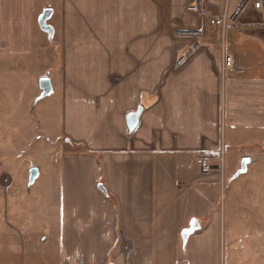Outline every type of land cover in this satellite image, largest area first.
Wrapping results in <instances>:
<instances>
[{"label":"crops","instance_id":"0c3cea01","mask_svg":"<svg viewBox=\"0 0 264 264\" xmlns=\"http://www.w3.org/2000/svg\"><path fill=\"white\" fill-rule=\"evenodd\" d=\"M42 1L0 0V81L8 88L12 76L26 72L37 39L60 45L56 70L72 91L65 95L63 136L90 153L89 178L68 190L67 215L61 183L55 220L39 205L32 218V205L22 207L21 199L12 217L0 209V264H187L182 234L194 221L195 235L222 232L218 207L226 184L234 238H263L264 214L236 208L254 203L258 185L264 191V7L236 0L232 16L224 10V29L202 15L222 14V0H61L50 9ZM144 11L152 15L146 27ZM227 56L233 67L224 71ZM37 76L41 88L47 75ZM225 132L238 153L228 175L220 165ZM97 149L105 153L103 185ZM33 170L31 183L40 174ZM242 220L255 229L241 228ZM262 244H246L262 252L259 264Z\"/></svg>","mask_w":264,"mask_h":264},{"label":"rangeland","instance_id":"374dc122","mask_svg":"<svg viewBox=\"0 0 264 264\" xmlns=\"http://www.w3.org/2000/svg\"><path fill=\"white\" fill-rule=\"evenodd\" d=\"M44 1L45 3L42 1V5L47 4L49 9L51 8L49 5L56 8L61 3V0ZM222 6L223 10L220 15H223L224 10L229 8V16H232L238 8L236 0H222ZM144 13L146 27L149 12L144 11ZM161 15L163 14L160 13L159 17L163 20ZM57 16L56 14L54 20L58 18ZM151 16L148 15L149 18ZM206 20L209 21L208 18ZM49 24H52V20ZM145 32H147L146 28ZM36 36H38L37 33ZM36 42L38 45L35 49L36 56L31 60L26 72L21 76L16 73V76L10 78L14 85H7V88L3 84L4 78L0 81V209L2 213L4 211V218L6 211L7 215L10 214L12 217L15 209L13 203L19 202L18 199H21L22 207L27 204L32 205V218L39 217L36 216V213H39L36 212L39 211V208L33 211V208L39 205L40 212L44 211L51 221V218L55 220L61 212V208L57 204L59 197L57 191L62 184L67 188L63 214L71 213L72 204L67 200L66 195L73 186L87 182L89 175L85 167L84 156L90 153H87L84 148L74 149L69 146L63 136L67 133L64 114L65 95H71L72 91H66L67 83L56 70L60 65V45L50 40L43 42L37 39ZM39 55H43L45 58L39 61ZM23 65L18 66L17 69L23 70L25 68ZM40 74H45L47 75L45 79L51 78L52 80V90L48 94H45L43 90L41 91L40 85L37 83V75ZM224 135L220 165L225 168L228 175L238 153L236 154L231 148L230 142L226 138V132ZM99 151L100 153H96V165L101 167V184L99 185H103L105 180L103 176L105 153L103 150ZM66 153L73 157L63 159ZM115 165H119L116 160ZM79 166L85 168L84 173L76 169ZM33 169H40V174L31 183ZM244 176L246 175L240 177L234 185H242V180L246 178ZM230 190L231 188L226 184L222 194H220L221 205L218 209L223 206L222 232L210 231L203 236L195 235V232L187 239L184 238V233L182 234L183 244L186 246L187 264H259L261 262L258 260H262V252L253 254L251 251H254V248H250L246 244L261 245L264 243V237H256L255 240L254 237L247 236L234 238L232 226L235 227L237 224L233 219L236 214H232L234 211L231 210V201L230 203L228 201ZM256 192L258 194L256 193L257 195L253 198L254 203H243L236 208V211L242 213V207L246 204L245 210L249 212L248 214L252 216L264 214L263 186L258 185ZM197 209H199L198 204L191 206L193 212ZM184 210L182 209L181 212ZM15 214L13 213V216ZM3 223L6 228L8 221ZM1 224L2 221H0V229L2 230ZM51 225L53 224L51 223ZM238 225L241 228L255 229L253 222L247 220L238 222ZM14 227L19 229L18 226L14 225ZM261 232H264V229ZM262 245L264 246V244Z\"/></svg>","mask_w":264,"mask_h":264},{"label":"built area","instance_id":"2783aa9c","mask_svg":"<svg viewBox=\"0 0 264 264\" xmlns=\"http://www.w3.org/2000/svg\"><path fill=\"white\" fill-rule=\"evenodd\" d=\"M254 6L257 10H262L264 7V0H255L254 2ZM202 15L206 18L209 19V23L211 26H221L224 29L227 28V13L225 12L223 15H216V14H212L208 11H203ZM233 67V59L231 56H227L224 66H223V70H230ZM198 164L201 165L205 171H210L211 170V166L203 161V160H198Z\"/></svg>","mask_w":264,"mask_h":264},{"label":"water","instance_id":"95a60500","mask_svg":"<svg viewBox=\"0 0 264 264\" xmlns=\"http://www.w3.org/2000/svg\"><path fill=\"white\" fill-rule=\"evenodd\" d=\"M52 15V11L48 10L45 12V14L42 16V18L40 19V26L43 30H47V26L46 23L49 20V18ZM41 88L44 90L45 94H48L51 92V85H50V81L48 79H45L41 82ZM249 163L248 159H245L243 161L242 164V170L240 172V174L245 173L246 169H247V164ZM31 181H33L37 175V170H32V174H31ZM100 189L102 190L103 187L100 186ZM200 229V225L197 221H194L192 223V226L189 230H187L186 232H184V238L187 239L190 235H192L193 233H195L197 230Z\"/></svg>","mask_w":264,"mask_h":264},{"label":"trees","instance_id":"16d2710c","mask_svg":"<svg viewBox=\"0 0 264 264\" xmlns=\"http://www.w3.org/2000/svg\"><path fill=\"white\" fill-rule=\"evenodd\" d=\"M242 9H243V4L240 6V8L237 11V14H235V15L237 16L242 11Z\"/></svg>","mask_w":264,"mask_h":264}]
</instances>
